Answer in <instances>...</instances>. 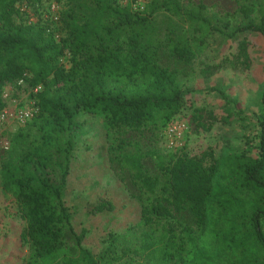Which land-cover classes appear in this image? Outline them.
I'll list each match as a JSON object with an SVG mask.
<instances>
[{"label":"trees","instance_id":"1","mask_svg":"<svg viewBox=\"0 0 264 264\" xmlns=\"http://www.w3.org/2000/svg\"><path fill=\"white\" fill-rule=\"evenodd\" d=\"M42 1L0 0V110L7 83L42 86L39 113L19 126L0 165L1 188L26 221L23 239L32 248L26 264H264V82L256 157L246 150L220 156L145 151L126 136L165 127L186 106L179 76L189 72L164 66L163 50L194 72L211 35L264 36V0H235V12L222 14H208L194 0H149L144 9L120 0H68L57 19L17 21L24 5ZM161 12L165 28L155 23ZM247 47L242 41L230 59L233 69L249 66ZM222 67L205 63L200 72L209 77ZM218 92L226 100L223 122L231 124L237 99ZM82 112L104 118L114 135L109 161L127 173L141 205V221L111 235L99 254L84 245L66 204ZM147 156L155 172L147 169ZM182 212L193 224L177 217Z\"/></svg>","mask_w":264,"mask_h":264},{"label":"rangeland","instance_id":"2","mask_svg":"<svg viewBox=\"0 0 264 264\" xmlns=\"http://www.w3.org/2000/svg\"><path fill=\"white\" fill-rule=\"evenodd\" d=\"M203 1L207 13H234L235 0ZM149 0H120L123 5H146ZM58 10L66 8L68 0H44L38 6L22 7L25 11L16 16L17 21H36L40 16H55L52 5ZM167 13L155 17L157 26L165 28ZM242 41L248 43L249 66L233 69L230 59L239 53ZM210 45L190 67L178 63L165 50L160 59L164 66L183 69L189 74L179 76L186 92L185 108L165 127L142 131L128 130L126 136L140 141L145 151L157 150L164 153L186 152L191 155L212 153L215 156L233 150H246L251 156H258V126L255 113L260 110V85L264 82V36L256 32H245L235 38L225 39L219 34L209 37ZM243 57L240 58L242 60ZM221 63L222 68L206 77L200 71L204 64ZM193 72V73H192ZM223 91L238 105L231 104V124L227 117L226 100L218 92ZM8 93V96L5 94ZM30 93L26 84L18 81L7 83L3 88V100L14 107ZM83 124V132L75 137V148L66 190V204L72 213V221L78 233L84 236V245L99 254L107 245L111 235L121 234L141 221V205L134 196L127 173L116 169L109 161L108 147L114 135H108L102 116L82 112L76 119ZM186 125L184 138L172 142L168 127L172 124ZM28 128V126L24 127ZM15 123L0 124V165L11 145L14 134L19 130ZM211 163L210 155L206 156ZM146 167L155 172L151 156L145 158ZM1 188L0 177V264H26L32 255L31 244L23 239L26 221L20 208L12 204ZM102 208V209H100ZM177 217L193 224L192 215L187 212Z\"/></svg>","mask_w":264,"mask_h":264},{"label":"built area","instance_id":"3","mask_svg":"<svg viewBox=\"0 0 264 264\" xmlns=\"http://www.w3.org/2000/svg\"><path fill=\"white\" fill-rule=\"evenodd\" d=\"M135 7L144 9L145 5L139 3ZM57 9L58 7L56 6V4H53L52 10L56 13ZM54 17L55 19L58 18V12ZM18 82L19 84L27 85L24 79H20L18 80ZM28 88L30 93L20 104L14 107H10L5 103V106L0 110V124L15 123L18 126H24L37 116L40 110L37 93L41 90L42 86L39 85L35 88H31L28 86ZM5 96H8V93H6ZM185 129L186 125L184 123L170 125L168 127V135L172 138V142H180L184 138ZM6 148L8 149L9 145H7Z\"/></svg>","mask_w":264,"mask_h":264}]
</instances>
